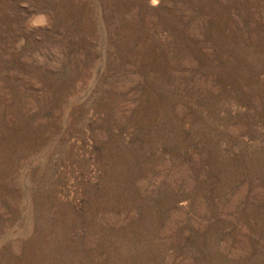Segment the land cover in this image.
Instances as JSON below:
<instances>
[{
	"label": "rangeland",
	"instance_id": "1",
	"mask_svg": "<svg viewBox=\"0 0 264 264\" xmlns=\"http://www.w3.org/2000/svg\"><path fill=\"white\" fill-rule=\"evenodd\" d=\"M0 264H264V0H0Z\"/></svg>",
	"mask_w": 264,
	"mask_h": 264
}]
</instances>
